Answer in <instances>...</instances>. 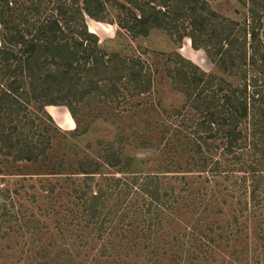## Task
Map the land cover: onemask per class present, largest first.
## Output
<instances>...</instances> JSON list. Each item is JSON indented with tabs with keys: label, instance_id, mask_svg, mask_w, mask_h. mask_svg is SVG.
<instances>
[{
	"label": "trees",
	"instance_id": "1",
	"mask_svg": "<svg viewBox=\"0 0 264 264\" xmlns=\"http://www.w3.org/2000/svg\"><path fill=\"white\" fill-rule=\"evenodd\" d=\"M43 1L51 3L53 15L47 14ZM123 1L126 3L117 0H36L33 4L31 0L23 10L38 16V22L22 28L20 33H11L9 24H12V31H16V25L12 14L7 17L6 12L14 10L12 6L17 0H0V25L10 32L0 36V183H6L0 184V245L11 233L17 232V227L27 226L28 232H34L39 223L34 213L28 217L23 215V211L34 210L33 206L23 202L25 195L28 196L25 184L19 183L20 179L13 182L10 178L14 176H21L22 180L42 178L39 179L40 188L44 189L42 196L32 193L27 200L35 204L38 198L47 199L37 207L38 210L43 208L42 214L46 216H60L62 221H58L60 217L55 221L57 229L67 233L68 239L73 241L66 246L72 247L77 257L81 256L92 264H129L131 261L156 264L162 247L158 238L163 240L161 223L166 216L165 211L174 213L188 209L193 211L192 217L197 215L195 218L200 222L216 201L224 204L226 197L236 199L235 222H239V218L242 222L247 221V228L254 231L250 237L245 229V237L253 240L255 245L256 241L264 243V90L256 89L253 80L251 87L254 88L248 92L246 81H242L241 88L222 77L207 75L177 51L167 55L176 66L168 69L167 75L174 83L173 89L185 95L186 102L182 108H174L168 116L169 124L164 123L162 141L168 152L173 149L174 153L180 152L190 167L184 170L166 158L164 171L130 172V158L122 160L117 151L107 154L104 162L112 168L122 165L116 172L123 178L102 172V165L92 160L77 163L71 172L60 170L65 165L64 159L53 165L56 169L51 172L22 173L18 167L17 163L37 164L40 159L41 165L48 167L45 162L51 148V137L43 135L46 128L32 132L27 126L29 120L20 115L30 107L34 101L32 97L36 98L34 102L41 97L34 94L38 90L36 85L31 88L32 97L25 92L19 78H32L33 63L54 67L50 70L46 87H50L55 79L66 84L68 92L67 96L59 97L60 103L53 99L48 103L67 107L77 123L79 113L73 103L89 94L82 88L79 90L81 82L78 75L83 72L95 73L94 70H98L105 76H100L98 81H108L111 92H117L116 97L121 100L141 97L153 87L154 72L144 75L140 70V59H136L139 60L137 62L134 59L125 61L115 54L106 57L108 54L96 47L99 39L89 31L86 17L102 21L106 5L113 2L118 10L126 11V18L119 26L136 37L146 35L150 28L159 29L165 25L166 30L177 28L170 26V21L175 23L182 18L196 20L201 5H207V0ZM169 6L174 10L172 20L169 18ZM25 23L28 25L27 21ZM168 25L170 27L166 28ZM69 33L75 37H70ZM185 35L183 32L178 36V43ZM15 46H20V51H15ZM191 46L194 49L200 47L194 38ZM202 49L222 72L229 71V59L235 58L240 64L252 66L258 61L254 53L232 55L228 52L215 58L211 56L209 46ZM113 61L119 63L118 71L113 67ZM98 81H93L97 88ZM204 90L207 93L202 95ZM44 114L48 117L41 114L42 119L52 122L46 111ZM86 132L83 129L78 135ZM174 168L178 170H172ZM49 178L55 182L49 183ZM12 185L15 187H10ZM32 185L28 187L33 188ZM236 192L240 195L236 196ZM258 192L262 195H257ZM208 229V232L198 235L195 231L192 233L194 240L186 244V262L191 263L197 258L195 247L212 246V230ZM234 233L240 234L242 229L237 228ZM175 240L179 243L177 237ZM50 247L52 244L47 243L40 248L36 253V264L72 263L73 252L65 250L59 257L51 256ZM257 248H252V251L256 252ZM230 255L236 256V252ZM55 258H63L62 263ZM170 261L178 263V255H173Z\"/></svg>",
	"mask_w": 264,
	"mask_h": 264
},
{
	"label": "rangeland",
	"instance_id": "2",
	"mask_svg": "<svg viewBox=\"0 0 264 264\" xmlns=\"http://www.w3.org/2000/svg\"><path fill=\"white\" fill-rule=\"evenodd\" d=\"M35 1L33 0V4ZM117 1L126 3L123 0ZM30 4L31 0H17V3H13L12 6L14 10L10 9L6 12L7 17L12 14L16 25V31H12V24H9L11 33H20L22 28L31 27L38 22L36 19L38 16L23 10V6H29ZM42 5L47 14L53 15L54 10L51 3L43 1ZM170 7L168 9L169 18L172 20L174 10ZM125 18L126 11L121 12L113 2H108L106 13L101 17L102 21L86 17V24H89L90 32L96 34L97 37H101V39L98 38L99 41L96 47L108 54L106 57L115 54L121 60L125 59V61L134 59L137 62L139 60L136 59H140V66H142L140 70L144 75L154 72L151 91L141 97L121 100V98L116 97L117 92H111V84L107 83L108 81H98L100 76L105 77L98 73V70H94L95 73L91 71L83 72L78 75L81 82L79 90L82 88V90L88 91L89 94L80 101L73 103V106L78 109V123L74 120L75 127L67 129L66 124H61L57 120L59 126L53 118L52 122L42 119L41 114L47 118L48 116L44 112H47L48 107L63 106L52 105L48 101L53 99L55 103H60L59 97L67 96L68 87L66 84L63 85L62 82L55 81V79H53L50 87H46V84L49 85L50 70H53L54 67L51 64L33 63L31 72H34V75L32 78L23 77L22 79L21 76L19 78L25 92H28L32 97L31 88L36 85L38 87L37 93H33L41 97L36 102H34L36 98L32 97L34 101L20 115L23 114L29 120L27 126L30 131L36 132L46 128L43 135L51 137V148L48 160L45 162L48 167L45 166L46 164L41 165V159L37 164L17 163L22 173L51 172L56 169L54 166L61 159L65 160V165L60 170L71 172L77 166V163L92 160L102 165V172L110 175L118 174V177L123 178L124 176L121 173L116 172L122 168V165L112 168L106 166L104 162L106 155H112V151H117L119 153L118 157L122 160L126 157L130 158V172L164 171L166 158L169 163L170 161H172V164L176 163V167L184 170L190 167L189 164L185 163L182 155L180 156V152L178 154L174 153V149L168 152L162 141L164 123L169 124L168 116L172 114L174 108L180 109L186 102L185 95L173 89L174 83L167 75L168 69L176 68L175 64L171 63V59L167 57L174 51H177L184 59L197 65L199 67L197 68L207 75L213 74L222 77L226 81H231L234 86L237 85L241 88H243L244 83L242 81H246L248 92L254 88L251 87L253 80L256 89L264 90V0H207V5H201V9L197 11L196 20L182 18L175 23L170 21L169 25H172V27L175 25L177 28L166 30L164 29L166 25L159 29L150 28L146 35L139 34L136 37H132L127 30L119 26L121 20ZM167 19L168 16L165 21ZM25 21L28 22V25ZM203 22L205 23L201 27ZM194 23H196L195 26ZM169 25L166 28L170 27ZM198 28L201 29L198 30ZM10 32L4 30L0 25V36L8 35ZM183 32L186 35L178 43V36ZM69 36L71 37L72 34L69 33ZM190 36L194 38L197 46L200 45V49H194L191 46L192 38ZM73 37L75 36L73 35ZM221 37L225 38L222 40ZM229 39H231L230 42ZM204 46H209L211 56L215 58L218 55L219 57L224 56L228 52L232 55L238 53L239 55H252L254 53L258 61L255 66H252L244 63L240 64L235 58L229 59V71L222 72L211 62L208 54L202 49ZM19 47L15 46V51H20ZM114 61L113 63L117 64V67L114 64L113 67L118 71L120 69L119 63ZM174 61L176 60L173 59ZM90 65L88 63V66ZM110 75H112V72L108 75L109 79ZM243 77H246V80ZM29 79L31 82H29ZM5 80L4 82H6ZM93 81L99 82L98 88L93 84ZM194 92H192L193 95H195ZM205 93H207L206 90L202 95ZM40 119L43 120L42 124H40ZM31 121L33 123H30ZM54 128L56 132H54ZM83 129H86L87 132L78 135ZM76 135L78 136L75 137ZM172 170L178 169L174 168ZM19 177L21 176H14L10 179L13 182L20 179L19 183L25 184L28 196L25 195L26 198L23 202L33 206L32 209L34 210L23 211L25 213L23 215L28 217L31 213H34L33 215L39 223H37V230L34 232H28L27 226L17 227V232L11 233L1 242L0 264H36L38 263L36 253L47 243L52 244L49 250L51 256L58 255L57 257H59L67 250L74 254L70 264H92L81 256L77 257L78 254L74 253V249L66 246V243L69 244L73 241L68 239L67 233H62L57 229L55 221L60 216H46L42 214L43 208H40L41 211L38 210L37 207L46 203L47 199L38 198L35 204H31L27 200L32 193L42 196L44 189L40 188L39 181L42 178L34 177L32 180L29 178L22 180ZM52 182L54 183L55 180L49 178V183ZM29 185L34 187L29 188ZM44 185L47 187V184L44 183ZM208 186L211 187V185ZM259 194L262 195L258 192L257 195ZM237 195H240V192H236ZM234 202H236V199L230 197H226L224 204L220 200L216 201L210 211L206 213L207 216L201 219L200 222H197L199 220L195 218L197 215L192 217L193 211H188V209H183L184 211L180 209L181 211H174V213L165 211L167 213L161 223L163 240L158 238L159 245L162 247L156 264H264V243L255 240L257 243L255 245L253 240H248L245 237V229L250 237L254 231L247 228L249 225L247 221L242 222L239 218V222H235L237 208H234ZM60 220L61 217L58 221ZM190 224V227H186ZM43 225L46 227L42 228ZM208 228L212 230L210 234V237L214 239L212 246L195 247L194 251L197 258L191 263L186 262L185 251L188 249L186 244H190L194 240L192 233L195 231L198 235V233L208 232ZM237 228L242 229V233L235 234L234 231ZM256 231L257 229H255ZM181 234H183L182 237ZM175 237L178 238L179 243H177ZM74 246H76L75 242ZM256 247H258L257 251H252V248ZM233 251L236 252V256L230 255ZM175 254L178 255V263L177 261H170ZM61 259L63 260V258H55L60 262ZM64 259L67 258L64 257ZM59 261L57 262L59 263ZM129 264H137V261H131Z\"/></svg>",
	"mask_w": 264,
	"mask_h": 264
},
{
	"label": "crops",
	"instance_id": "3",
	"mask_svg": "<svg viewBox=\"0 0 264 264\" xmlns=\"http://www.w3.org/2000/svg\"><path fill=\"white\" fill-rule=\"evenodd\" d=\"M87 26L89 29L90 26L88 23H87ZM98 38L101 39V37H98ZM61 108H64V109H61ZM46 110L52 116V118L54 120L60 121L61 124H66L67 129H73L75 127V121L71 117L70 113L68 112V109L65 106H50ZM51 110H53V111H51ZM58 124H59V122H58ZM59 126H60V124H59Z\"/></svg>",
	"mask_w": 264,
	"mask_h": 264
}]
</instances>
